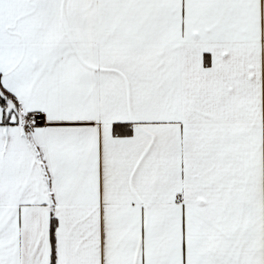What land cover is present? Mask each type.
<instances>
[{
  "label": "snow or ice",
  "instance_id": "snow-or-ice-1",
  "mask_svg": "<svg viewBox=\"0 0 264 264\" xmlns=\"http://www.w3.org/2000/svg\"><path fill=\"white\" fill-rule=\"evenodd\" d=\"M0 264H264V0H0Z\"/></svg>",
  "mask_w": 264,
  "mask_h": 264
}]
</instances>
